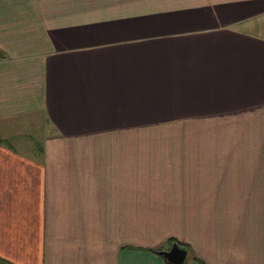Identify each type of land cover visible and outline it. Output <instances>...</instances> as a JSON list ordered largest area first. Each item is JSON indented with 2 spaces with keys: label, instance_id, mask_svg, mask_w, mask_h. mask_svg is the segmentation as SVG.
<instances>
[{
  "label": "crops",
  "instance_id": "0c3cea01",
  "mask_svg": "<svg viewBox=\"0 0 264 264\" xmlns=\"http://www.w3.org/2000/svg\"><path fill=\"white\" fill-rule=\"evenodd\" d=\"M0 139V264H264V0H0Z\"/></svg>",
  "mask_w": 264,
  "mask_h": 264
},
{
  "label": "water",
  "instance_id": "95a60500",
  "mask_svg": "<svg viewBox=\"0 0 264 264\" xmlns=\"http://www.w3.org/2000/svg\"><path fill=\"white\" fill-rule=\"evenodd\" d=\"M158 253L171 264H183L187 256V250L175 242L168 249L159 250Z\"/></svg>",
  "mask_w": 264,
  "mask_h": 264
},
{
  "label": "rangeland",
  "instance_id": "374dc122",
  "mask_svg": "<svg viewBox=\"0 0 264 264\" xmlns=\"http://www.w3.org/2000/svg\"><path fill=\"white\" fill-rule=\"evenodd\" d=\"M41 131L43 132V128L39 127V128H37L36 132L34 133L33 137H34L35 142H38L39 139H41V137H43V135H42L43 133Z\"/></svg>",
  "mask_w": 264,
  "mask_h": 264
},
{
  "label": "trees",
  "instance_id": "16d2710c",
  "mask_svg": "<svg viewBox=\"0 0 264 264\" xmlns=\"http://www.w3.org/2000/svg\"><path fill=\"white\" fill-rule=\"evenodd\" d=\"M2 140L0 139V142H1ZM180 245V244H179ZM181 246V245H180Z\"/></svg>",
  "mask_w": 264,
  "mask_h": 264
}]
</instances>
